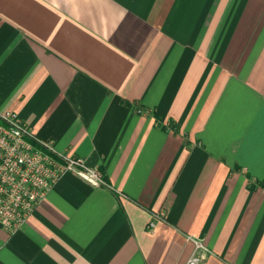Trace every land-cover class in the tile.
I'll list each match as a JSON object with an SVG mask.
<instances>
[{
	"label": "crops",
	"instance_id": "crops-1",
	"mask_svg": "<svg viewBox=\"0 0 264 264\" xmlns=\"http://www.w3.org/2000/svg\"><path fill=\"white\" fill-rule=\"evenodd\" d=\"M0 110L107 182L64 174L0 264H187L197 239L264 264V0H0Z\"/></svg>",
	"mask_w": 264,
	"mask_h": 264
},
{
	"label": "built area",
	"instance_id": "built-area-1",
	"mask_svg": "<svg viewBox=\"0 0 264 264\" xmlns=\"http://www.w3.org/2000/svg\"><path fill=\"white\" fill-rule=\"evenodd\" d=\"M66 173H73L96 186H107L98 167L82 157L57 150L39 139L19 113L0 110V224L14 232L21 229L53 185ZM154 220L150 227H154ZM187 264H203L198 250Z\"/></svg>",
	"mask_w": 264,
	"mask_h": 264
}]
</instances>
